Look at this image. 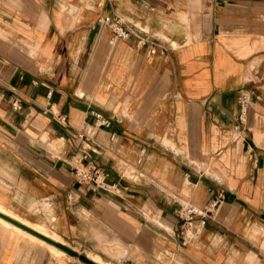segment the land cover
I'll use <instances>...</instances> for the list:
<instances>
[{"label": "crops", "instance_id": "crops-1", "mask_svg": "<svg viewBox=\"0 0 264 264\" xmlns=\"http://www.w3.org/2000/svg\"><path fill=\"white\" fill-rule=\"evenodd\" d=\"M217 195L180 246L177 211ZM0 213L76 254L0 219L3 264H264V0H0Z\"/></svg>", "mask_w": 264, "mask_h": 264}, {"label": "built area", "instance_id": "built-area-1", "mask_svg": "<svg viewBox=\"0 0 264 264\" xmlns=\"http://www.w3.org/2000/svg\"><path fill=\"white\" fill-rule=\"evenodd\" d=\"M97 22L103 24L109 30L110 39L112 41L126 40L132 36L136 39L135 43L137 46H142L147 42V39L144 36L139 35V32L141 31L140 29L135 30V26L134 29L129 28L118 17L103 16L97 18ZM161 50H163L162 47ZM154 51L155 45L151 44L148 53L152 54ZM18 102L19 99H15L13 102V104H17L15 106L16 109L19 108ZM237 102L239 108L235 117V127L248 130L245 123L248 107L251 103L250 94L245 90H240L237 95ZM89 113L93 117L97 126L108 127L110 125V120L101 113L94 110H89ZM57 118L62 123L65 120L63 115H58ZM78 136L84 138L80 134ZM91 151L94 152L93 150ZM82 157L86 158L87 155L83 153ZM72 174L74 179L80 183H91L97 189H107V185L105 184V173L102 167L93 159L88 158L86 168H74ZM220 199L221 196L217 195L202 207L185 205L177 211L179 225L177 231L174 232V235L179 239L180 246L185 245L191 239L198 236L203 229L206 220L212 217L213 211L220 202Z\"/></svg>", "mask_w": 264, "mask_h": 264}, {"label": "water", "instance_id": "water-1", "mask_svg": "<svg viewBox=\"0 0 264 264\" xmlns=\"http://www.w3.org/2000/svg\"><path fill=\"white\" fill-rule=\"evenodd\" d=\"M0 217H1L2 219L6 220V221H8V222H10V223H12L13 225H15V226L21 228L22 230H24V231H26V232H28V233L34 235L35 237H37V238H39V239L45 241L46 243H48V244H50V245L56 247L57 249L61 250L62 252H65V253H67V254H69V255H73V256L76 255V254H75L73 251H71L70 249H68V248L64 247L63 245L57 243L56 241H54V240H52V239H50V238H48V237H46V236H44V235H42V234H40V233H38V232H36V231L30 229L29 227H27V226L21 224L20 222L14 220V219H11L10 217H8V216H6V215H4V214H2V213H0ZM79 258H80L82 261H84L85 263H87V264H97V263H94V262H92V261L86 259L85 257L80 256Z\"/></svg>", "mask_w": 264, "mask_h": 264}, {"label": "rangeland", "instance_id": "rangeland-1", "mask_svg": "<svg viewBox=\"0 0 264 264\" xmlns=\"http://www.w3.org/2000/svg\"><path fill=\"white\" fill-rule=\"evenodd\" d=\"M8 222V221H7ZM8 223H10V222H8ZM10 224H12V223H10ZM13 225V224H12ZM13 226H15V225H13ZM15 227H17V226H15ZM35 230H37V228L35 227V226H32ZM17 228H19V227H17ZM20 230H22L21 228H19ZM22 231H24V230H22ZM37 231H39V230H37ZM24 232H26V231H24ZM39 232H41V231H39ZM26 233H28V232H26ZM42 234H44V235H46V233H43V232H41ZM28 234H30V233H28ZM31 236H33V237H35L34 235H32V234H30ZM35 238H37V237H35ZM38 240H40V241H42L44 244H46V245H48V246H50V247H53V248H55V249H57L56 247H54V246H52V245H50V244H48V243H46L45 241H43V240H41V239H39V238H37ZM57 250H59V249H57ZM59 251H61V250H59ZM62 252V251H61ZM52 253V252H51ZM50 255H56V254H54V253H52V254H50ZM69 254H67V253H63V254H61V257H67V258H69V259H72L70 256H72V255H70V256H68ZM1 259H2V256L0 255V264H3L2 263V261H1ZM75 261H79V262H81L82 260L81 259H78L77 257H75V258H73ZM95 259H96V261H98V258L97 257H95ZM98 264V263H97Z\"/></svg>", "mask_w": 264, "mask_h": 264}, {"label": "bare ground", "instance_id": "bare-ground-1", "mask_svg": "<svg viewBox=\"0 0 264 264\" xmlns=\"http://www.w3.org/2000/svg\"><path fill=\"white\" fill-rule=\"evenodd\" d=\"M0 219H1V220H3V221H5V220H4V219H2L1 217H0ZM5 222H7V221H5ZM7 223H8V222H7ZM9 224H10V223H9ZM11 225H12V224H11Z\"/></svg>", "mask_w": 264, "mask_h": 264}]
</instances>
